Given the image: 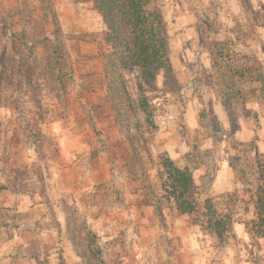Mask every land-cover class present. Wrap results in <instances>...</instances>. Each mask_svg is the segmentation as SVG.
I'll list each match as a JSON object with an SVG mask.
<instances>
[{"label":"rangeland","instance_id":"obj_1","mask_svg":"<svg viewBox=\"0 0 264 264\" xmlns=\"http://www.w3.org/2000/svg\"><path fill=\"white\" fill-rule=\"evenodd\" d=\"M160 1L176 93L162 79L139 92L137 74L115 69L92 0H0V264H171L175 237L159 215L176 206L161 187L162 156L192 171L201 206L211 199L232 217L233 238L221 244L204 210L196 222L187 215L207 264H264V238L252 231L257 154L264 166V0ZM115 76L135 101L134 112L118 100L122 117L109 97ZM123 126L148 179L123 180L135 163ZM97 248L101 259L81 257Z\"/></svg>","mask_w":264,"mask_h":264},{"label":"trees","instance_id":"obj_2","mask_svg":"<svg viewBox=\"0 0 264 264\" xmlns=\"http://www.w3.org/2000/svg\"><path fill=\"white\" fill-rule=\"evenodd\" d=\"M93 9L99 14L105 27L104 42L112 50V58L116 70L136 75L139 92L142 90H157L159 76H163L164 89L167 93L181 91L182 84L177 76L172 62V50L167 22L161 7L160 0H92ZM112 74V73H111ZM109 85L110 98L113 100L115 109L124 112V105L120 101L126 99L129 109L133 108L134 100L129 93L126 83L120 77H111ZM139 109L146 115L149 128H153L151 121L150 106L143 95H139ZM205 115V114H203ZM201 114V117L203 116ZM118 116V118H120ZM122 117V116H121ZM214 128L220 132L221 124L214 114L210 112ZM123 125L125 122H122ZM139 127V126H138ZM125 136L128 138L135 163L127 162L128 177L131 180H139L140 177L148 179V171L138 149L136 134L134 135L128 126H123ZM138 131V130H137ZM257 154V168L259 184L255 203L256 220L253 221L252 231L257 237L264 238V166ZM162 171L159 177L162 182V190L174 200L178 213L188 215L192 222L193 215L204 210L202 214L209 228L216 235L221 244L233 238V220L229 214L219 213L211 199H207L203 205L197 201V185L192 171L188 168L179 167L169 157H161ZM135 165H138L139 175H135ZM150 206V204H146ZM160 213L159 217H163ZM74 242V240H73ZM97 252L89 250L86 256L94 259L102 258L101 249Z\"/></svg>","mask_w":264,"mask_h":264},{"label":"crops","instance_id":"obj_3","mask_svg":"<svg viewBox=\"0 0 264 264\" xmlns=\"http://www.w3.org/2000/svg\"><path fill=\"white\" fill-rule=\"evenodd\" d=\"M173 66L175 71L177 70L176 73L177 76H179L178 78L180 80V70L175 67L174 63ZM184 70L186 71L188 69L185 68ZM160 79H162V82L164 81L162 75L158 77V81H160ZM163 148L165 149L164 151L168 153L173 160H177L181 157V154H178L175 149L172 150L171 146H169L168 144H164ZM183 151L185 152L186 150L183 149ZM127 179L128 174L125 175V178L123 180ZM221 185L224 184H219L218 188H220ZM218 191L219 190H217L216 193H218ZM141 208H143V210L145 211L146 217L150 219L153 214V207L142 205ZM176 210H173L174 214H163L165 217V224L167 227H169V232H173V237H175L172 242L173 252L170 257L172 259L171 264H207L208 248L205 247L203 243L205 239L204 235L199 231L197 226L189 223V217L187 215H182ZM101 219L102 217L95 216L96 223L102 221ZM18 243L21 245L23 241L18 242L16 240L15 246L18 247ZM40 243L42 242L40 241ZM65 250L68 252V254L72 252V248L70 247H65ZM19 253L21 252L16 251L14 254L18 255ZM72 255L73 257H71V259L73 261L76 259L78 260V258L74 256V253Z\"/></svg>","mask_w":264,"mask_h":264}]
</instances>
